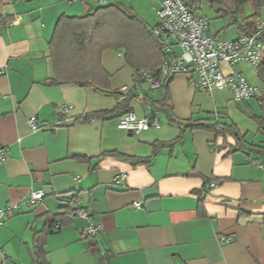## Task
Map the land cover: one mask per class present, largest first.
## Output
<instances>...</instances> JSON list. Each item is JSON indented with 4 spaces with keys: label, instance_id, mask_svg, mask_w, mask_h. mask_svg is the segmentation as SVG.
I'll list each match as a JSON object with an SVG mask.
<instances>
[{
    "label": "crops",
    "instance_id": "1",
    "mask_svg": "<svg viewBox=\"0 0 264 264\" xmlns=\"http://www.w3.org/2000/svg\"><path fill=\"white\" fill-rule=\"evenodd\" d=\"M105 1L0 0V147L7 153L0 164V210L17 207L0 227V264H32L35 234L48 229V215L72 207L75 195L101 231L83 240L87 222H65L46 238L50 264H264V154L246 138L240 149L235 136L184 126L220 121L243 137L259 135L257 101L236 103L227 90L195 91L182 74L168 87L147 81L135 88L134 70L115 51L102 56L108 92L51 83L49 42L63 15L115 4L151 28L160 21L163 0ZM230 25L213 32L209 23V34L221 39ZM241 36L238 28L227 40ZM247 64L225 70L253 85ZM253 86L263 87L260 78ZM130 90L144 101L131 100L129 109L139 118L154 114L160 128L136 136L120 129L114 115L84 120L113 111L121 97L113 92L127 96ZM155 146L151 164L133 165L131 157L150 158ZM122 174L126 179L117 184ZM33 192L45 197L29 206Z\"/></svg>",
    "mask_w": 264,
    "mask_h": 264
},
{
    "label": "trees",
    "instance_id": "2",
    "mask_svg": "<svg viewBox=\"0 0 264 264\" xmlns=\"http://www.w3.org/2000/svg\"><path fill=\"white\" fill-rule=\"evenodd\" d=\"M189 10L196 14L203 4H208L222 19H230L242 32V36H251L255 33L258 21L261 19V11L264 8V0H185ZM252 9L247 14L246 8ZM150 27L139 15L132 10H125L119 5L100 6L90 10L84 16L69 17L63 15L55 27L51 41L49 42V59L51 60L54 77L51 83L55 85L72 84L81 88L92 87L101 92L110 90V76L102 65V56L105 52L115 51L123 55L126 63L134 70L135 88L143 82V74L147 73L152 79L158 80V84L168 87L174 77L162 76L161 69L166 60L163 44L153 34ZM241 36V37H242ZM260 41L264 47V31ZM258 75L263 84L264 91V61L258 68ZM123 95L120 92H113ZM137 96L130 90L124 95L119 105L110 112H102L88 115L84 118L89 121L92 118H107L114 115L120 119L128 114L129 103ZM144 101V99H143ZM262 109V116L255 117L259 126V132L264 137V92L262 97L256 100ZM155 118L154 114H151ZM184 125V123H179ZM185 129H198L219 136H235L238 144L236 147L243 149L245 137L241 136L236 126L227 125L220 121L199 120L184 125ZM179 137L175 142L180 140ZM160 145L158 147L173 146ZM264 154V140L259 144H249ZM155 146L154 155L150 158H133L134 166L149 165L158 152ZM75 195L71 198L72 207L64 210L59 215H48V229L35 234L34 248L32 252V264H50L46 238L49 234L58 232L62 225L70 221L65 216L74 208L78 199ZM57 225L60 228L56 229Z\"/></svg>",
    "mask_w": 264,
    "mask_h": 264
},
{
    "label": "built area",
    "instance_id": "3",
    "mask_svg": "<svg viewBox=\"0 0 264 264\" xmlns=\"http://www.w3.org/2000/svg\"><path fill=\"white\" fill-rule=\"evenodd\" d=\"M106 3V1L104 0ZM159 23L154 26L153 34L160 39L167 57L161 69L162 76L175 77L186 75L189 85L195 91L212 95L216 91L227 90L231 93L236 103H244L250 100H258L263 95V88L253 86L247 78L237 72L225 74L222 70L224 64L233 67L242 62L249 63L258 72V68L264 61V47L260 41L264 31V20L257 23L255 33L251 36H242L234 41H223L208 33L209 23L193 14L186 5L185 0H163L158 11ZM174 46L180 48L177 54ZM3 75V71H0ZM143 78L153 86L158 85V80L152 79L147 73ZM129 92V91H128ZM124 95L120 97L123 100ZM144 96L139 94L135 99L143 101ZM67 111V107L64 108ZM119 128L133 135L140 136L152 128H160L159 121L147 115L139 118L130 111L119 119ZM33 129L37 128V121L33 118L30 121ZM7 158L6 149L0 147V164ZM126 175L122 174L116 179L117 184H122ZM216 183H211L210 188H215ZM45 197L43 192H33L26 201L29 206H34ZM140 203L135 204L139 209ZM16 206H9L0 210V227L8 218V214L14 211ZM67 219L74 218L84 220L88 226L82 234L83 240L95 238L101 231V227L94 220L82 204L80 198L74 203L72 211L65 216ZM60 228L57 225L56 229Z\"/></svg>",
    "mask_w": 264,
    "mask_h": 264
},
{
    "label": "rangeland",
    "instance_id": "4",
    "mask_svg": "<svg viewBox=\"0 0 264 264\" xmlns=\"http://www.w3.org/2000/svg\"><path fill=\"white\" fill-rule=\"evenodd\" d=\"M247 11H248V8H247ZM263 12V11H262ZM198 14V16H206L208 18V23H211V29L213 32H215L214 30H217L216 28L219 27V28H223L224 26H226L227 24L230 23V19H216L214 18L215 15H214V11H212V9L210 8V6L208 4H203V6H201V8H199L196 12ZM237 31H238V27L233 24V25H230L229 27H226L225 28V31L222 30L221 32V39L223 41H233V40H227V39H230L232 38L234 35L237 34ZM209 33V31H208ZM177 49H175L176 51ZM245 64H242L241 66H243ZM247 67H250L248 64L246 65ZM226 67H230L229 65H226L224 64L222 66V70L224 71L225 74H229L227 73V71L225 70ZM240 67V66H239ZM248 76H250V80L252 81L253 85H258L259 84V75H258V72L257 70L254 69V67H250L248 69V72H247ZM256 101V100H254ZM259 109L261 110L262 112V109L260 108L259 106ZM245 138H246V141L249 142V143H252L253 141L256 142L257 144H259L260 142H262L264 140V137H261L262 135L259 134H255L254 132H250V133H247L246 135H244Z\"/></svg>",
    "mask_w": 264,
    "mask_h": 264
}]
</instances>
